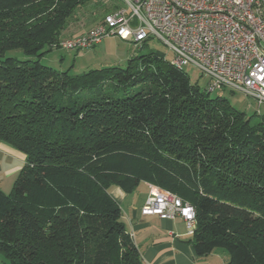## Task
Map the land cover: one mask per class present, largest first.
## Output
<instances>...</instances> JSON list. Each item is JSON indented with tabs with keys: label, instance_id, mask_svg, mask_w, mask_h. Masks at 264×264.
Here are the masks:
<instances>
[{
	"label": "trees",
	"instance_id": "obj_1",
	"mask_svg": "<svg viewBox=\"0 0 264 264\" xmlns=\"http://www.w3.org/2000/svg\"><path fill=\"white\" fill-rule=\"evenodd\" d=\"M86 4L100 24L122 8L0 0V141L26 156L12 192L0 189L1 256L144 264L110 189L148 183L194 206L200 258L222 250L227 264H264V118L211 97L157 53L80 75L43 65Z\"/></svg>",
	"mask_w": 264,
	"mask_h": 264
},
{
	"label": "built area",
	"instance_id": "obj_2",
	"mask_svg": "<svg viewBox=\"0 0 264 264\" xmlns=\"http://www.w3.org/2000/svg\"><path fill=\"white\" fill-rule=\"evenodd\" d=\"M104 23L60 42V50H92L117 37L136 46L158 39L173 53L170 65L192 66L209 79L208 91L240 92L264 104V0H120ZM163 220L182 218L189 236L196 209L176 195L150 186L142 209Z\"/></svg>",
	"mask_w": 264,
	"mask_h": 264
},
{
	"label": "crops",
	"instance_id": "obj_3",
	"mask_svg": "<svg viewBox=\"0 0 264 264\" xmlns=\"http://www.w3.org/2000/svg\"><path fill=\"white\" fill-rule=\"evenodd\" d=\"M26 156L16 148L0 141V189L12 192L24 165ZM148 183H141L131 193L112 187L110 194L122 210V221L139 250L144 264H227L229 255L215 251L200 258L188 235L182 218L163 220L158 216L142 214L149 195ZM0 264H9L0 254Z\"/></svg>",
	"mask_w": 264,
	"mask_h": 264
},
{
	"label": "rangeland",
	"instance_id": "obj_4",
	"mask_svg": "<svg viewBox=\"0 0 264 264\" xmlns=\"http://www.w3.org/2000/svg\"><path fill=\"white\" fill-rule=\"evenodd\" d=\"M91 5L86 4L76 9L73 17L67 21L66 30L57 37L58 40L63 41L88 33L102 22V17H99L97 20H92V17L90 18L91 14L95 11V5ZM55 47L57 49V44ZM148 53L162 55L168 64H171L174 60L173 53L158 39H151L140 46H136L120 38L110 37L94 49L88 51L54 50L46 54L42 58L41 63L59 72L70 70L71 75H80L92 70L105 68L124 69L128 66L130 60ZM8 56L19 60L26 59V56L20 50L11 51L8 53ZM183 71L189 76L193 85L198 86L202 91L208 89L209 79L202 75L198 69L187 66L183 68ZM211 97L223 98L235 110L246 113L254 122L261 121L264 118V104L259 105L240 92H232L230 90L216 91L211 94ZM219 252L224 251L219 250Z\"/></svg>",
	"mask_w": 264,
	"mask_h": 264
}]
</instances>
